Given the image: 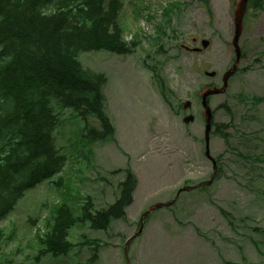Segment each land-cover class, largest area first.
Here are the masks:
<instances>
[{"label": "rangeland", "instance_id": "1", "mask_svg": "<svg viewBox=\"0 0 264 264\" xmlns=\"http://www.w3.org/2000/svg\"><path fill=\"white\" fill-rule=\"evenodd\" d=\"M122 1L119 23L134 52L79 55L85 68L108 78L106 112L115 135L89 139L77 111L53 100L58 115L53 135L66 165L28 190L0 220V264H264V99L258 100L264 98V0L247 8L243 54L226 92L209 96L221 125L210 136L216 178L150 211L128 247L129 261L125 247L143 213L214 173L205 155L200 91L222 86L235 60V0ZM203 39L210 40L206 49L184 48H202ZM212 71L215 75L206 74ZM187 100L189 109L183 107ZM189 114L195 119L185 123ZM89 121L100 128L95 117ZM127 170L138 185L126 218L113 219L108 230L78 222L70 230L68 254L36 258L38 236L49 230L57 207L68 204L76 218L87 199L96 210L107 208Z\"/></svg>", "mask_w": 264, "mask_h": 264}, {"label": "trees", "instance_id": "2", "mask_svg": "<svg viewBox=\"0 0 264 264\" xmlns=\"http://www.w3.org/2000/svg\"><path fill=\"white\" fill-rule=\"evenodd\" d=\"M122 9V0H0V220L28 190L66 165V155L54 140L58 115L53 100L77 111L86 121L89 139L114 137L106 112L108 78L85 68L79 55L134 52L135 44L124 39L119 23ZM89 117H95L100 128ZM137 184L136 175L127 170L113 203L96 210L87 199L78 218L68 204L57 207L49 230L38 236L41 249L36 258L68 254L73 247L70 230L78 222L108 230L113 219L126 218Z\"/></svg>", "mask_w": 264, "mask_h": 264}, {"label": "water", "instance_id": "3", "mask_svg": "<svg viewBox=\"0 0 264 264\" xmlns=\"http://www.w3.org/2000/svg\"><path fill=\"white\" fill-rule=\"evenodd\" d=\"M250 0H235V5H234V25H235V31H234V35L232 38V46L234 48V52H235V60L233 65L225 72V74L223 75V84L222 86H218V85H212V86H205L201 91H200V97L202 100V104L204 107V111H203V115L205 116V120H206V125H205V140H206V155L209 156L212 161H213V165H214V173L212 175V177L205 182L200 183V185H204V184H210L212 183L218 167H217V162L216 160L211 156V152H210V133L213 127V109L211 108L209 102H208V97L211 95H215V94H220V93H225L228 85H229V79L230 77L237 71L238 69V65L241 61L242 58V48L240 45V38L243 32V27H244V18H245V14L247 12V8H248V4H249ZM202 43V48L201 47H190L187 45H184V48L187 50H191V51H201L202 49H206L208 48V46L210 45V40L208 39H203L201 41ZM206 74L213 76L215 75V72H206ZM192 106V102L191 100H187L183 103V107L185 109H189ZM195 119V116L193 114H189L186 117H184V122L185 123H190L193 122ZM191 186H185L182 189H180V191L177 193L178 194L182 191V190H189L191 189ZM174 200L167 202V203H156L154 205H152L143 215L141 218V225L140 228L138 229V231L136 232V234L131 237L125 247V254L126 256H128V246L130 245V243L132 242V240L137 237L143 230L144 227V217L150 212L152 211L154 208L157 207H162L164 205H170L173 203ZM129 261V260H128Z\"/></svg>", "mask_w": 264, "mask_h": 264}, {"label": "flooded vegetation", "instance_id": "4", "mask_svg": "<svg viewBox=\"0 0 264 264\" xmlns=\"http://www.w3.org/2000/svg\"><path fill=\"white\" fill-rule=\"evenodd\" d=\"M197 40H198L197 38H193L192 41H193V43H196ZM214 116H215V112H214V115H213V123H214V127H216V126H217V123L214 121ZM204 120H205V116H204ZM217 127H218V126H217ZM217 127H216V128H217ZM204 138H205V135H204ZM205 155H206V154H205ZM208 158H209V157H208Z\"/></svg>", "mask_w": 264, "mask_h": 264}, {"label": "bare ground", "instance_id": "5", "mask_svg": "<svg viewBox=\"0 0 264 264\" xmlns=\"http://www.w3.org/2000/svg\"><path fill=\"white\" fill-rule=\"evenodd\" d=\"M213 128V127H212Z\"/></svg>", "mask_w": 264, "mask_h": 264}]
</instances>
